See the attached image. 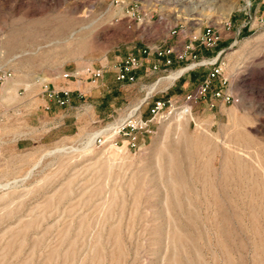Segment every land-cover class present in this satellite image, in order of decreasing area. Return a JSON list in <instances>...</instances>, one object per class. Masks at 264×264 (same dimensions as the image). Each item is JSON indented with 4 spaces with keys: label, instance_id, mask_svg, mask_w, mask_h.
Segmentation results:
<instances>
[{
    "label": "rangeland",
    "instance_id": "rangeland-1",
    "mask_svg": "<svg viewBox=\"0 0 264 264\" xmlns=\"http://www.w3.org/2000/svg\"><path fill=\"white\" fill-rule=\"evenodd\" d=\"M205 26L217 40L193 42L195 60L221 51L229 101L205 93L190 115L151 124L138 147L124 129L48 154L156 99L189 57L123 83L101 121L16 148L30 135L20 101L36 85L144 48L184 53ZM0 69L10 74L0 83V264H264V0H0Z\"/></svg>",
    "mask_w": 264,
    "mask_h": 264
},
{
    "label": "crops",
    "instance_id": "crops-1",
    "mask_svg": "<svg viewBox=\"0 0 264 264\" xmlns=\"http://www.w3.org/2000/svg\"><path fill=\"white\" fill-rule=\"evenodd\" d=\"M155 62L153 57H149L144 65L135 71L137 79L131 84H140L143 78L156 75L158 73L144 76V72L148 70L149 63ZM79 70L78 67H68L62 72L45 83L36 85L28 93L23 95L20 105L24 113L28 114L27 126L30 129V135L20 137L16 140V148L18 150H26L37 142H51L61 137H67L76 134L81 127L89 126L101 121L110 115L113 111L112 104L109 99L117 94L116 89L123 86V82L117 81L115 78V68H108L111 74L108 78H113V82L119 87L109 85L105 81V76L91 81L83 72L77 77H64V73H71ZM201 77V76H200ZM198 73L190 71L175 78L161 92L156 99H176L181 100L185 93L190 91L189 81L196 82L195 86L201 80ZM130 84V83H127ZM141 85V84H140ZM68 91V99L63 104L57 103V99H64V91ZM26 111V112H25ZM143 116L148 117L146 105L142 108ZM143 137L140 136L138 143H142Z\"/></svg>",
    "mask_w": 264,
    "mask_h": 264
},
{
    "label": "built area",
    "instance_id": "built-area-1",
    "mask_svg": "<svg viewBox=\"0 0 264 264\" xmlns=\"http://www.w3.org/2000/svg\"><path fill=\"white\" fill-rule=\"evenodd\" d=\"M178 31L179 29H177V25H173L169 28V33L171 35L176 34ZM190 39V42L184 45V53L173 54V49L171 47L160 46L155 47L154 49H142L141 56L128 53L123 58L116 59L114 61L112 66L115 68V78L117 81L123 83L135 82L137 79L135 71L140 69L150 56L155 57V62L152 63L149 71L146 70L144 72V76L160 72L161 67H164L165 69L170 68L176 62L183 61L184 59L187 60L189 57L192 59V62L187 64L185 67L190 65L191 67H188L176 78H179L187 70H193L194 68L201 66L208 67L205 76L199 81L193 90L185 93L181 100L168 98L153 99L150 102H146V98H143L140 103L136 105V110L133 112V114L129 116L126 115L124 117L116 131L128 129V131L124 134L127 136V143L131 148L139 146L138 139L140 136L143 137L144 133H151V130L149 129L151 124L166 118L167 115L171 113H176L179 117L190 115L192 106L197 103L198 100L207 92H211V95L214 98H221L222 101L226 102L230 100L231 96L226 92V86L229 83V77L223 70V62L220 61L221 51H218L212 57H203L199 60H195L197 58V54L194 53L193 42L199 40L200 44H203L205 48H209L215 45L217 37H215L209 26H205L202 35L199 33H193ZM188 50L189 56L187 57L186 51ZM107 71L108 67L104 64H99L98 66L90 65L81 70H75L71 73H64L63 76L77 77L83 72L88 76L89 80L94 81L102 78ZM9 76V73L0 69V83L4 82ZM159 79L160 78H158V80ZM213 82H216L218 87L212 88ZM64 96V99H57L58 104L63 105L67 101L68 91H64ZM144 105H146V110H148V117L143 116L142 108ZM164 112H166V114ZM136 113H138L137 116H135Z\"/></svg>",
    "mask_w": 264,
    "mask_h": 264
},
{
    "label": "bare ground",
    "instance_id": "bare-ground-1",
    "mask_svg": "<svg viewBox=\"0 0 264 264\" xmlns=\"http://www.w3.org/2000/svg\"><path fill=\"white\" fill-rule=\"evenodd\" d=\"M175 17H181V18H183V20L194 18L193 16H192V17H185V16H183L182 14H176ZM198 19H199V18H198ZM188 67H191V65L188 66ZM188 67H183V68L178 69V70L175 71V72L170 73L169 75L165 76V80H166V81H169V82L173 81L176 77H178V76H179L184 70H186ZM158 82H159V80H158L157 82H155V83L149 88V92H151V91H153V90L155 89V87H156V85L158 84ZM148 94H149V93H148ZM135 110H136V106L132 107V108L129 110V112H128L127 115H128V116H129V115H132L133 112H134ZM179 118H180V117H179ZM123 119H124V118L120 119L119 121H114V122H112V123H109L107 126H105V127L101 128V129H99L98 131L92 133V135H91L90 137H88L85 141H83V143L81 144V146H80V144H79L80 148H77V147L75 148L74 146H73V147H71V146H65V145H66V144H65V145L55 146L54 148H52L51 150L48 151V154H49V153H59V154H60V152H66L68 148H70V150H72V151L74 150V152H75L76 149H86V148H88V147H90V146L93 145L95 139H96L99 135H102V134H105V135H106V134L114 133V132L117 130V127L119 126L120 122H121ZM76 151H77V150H76ZM59 154H58V155H59ZM65 154H66V153H65ZM50 155H51V154H50Z\"/></svg>",
    "mask_w": 264,
    "mask_h": 264
}]
</instances>
